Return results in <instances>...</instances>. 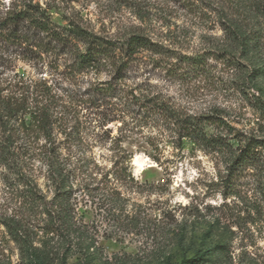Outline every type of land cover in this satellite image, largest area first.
<instances>
[{"label": "rangeland", "instance_id": "1", "mask_svg": "<svg viewBox=\"0 0 264 264\" xmlns=\"http://www.w3.org/2000/svg\"><path fill=\"white\" fill-rule=\"evenodd\" d=\"M22 3L58 27L118 41L141 33L168 50L140 49L118 72L0 35V80L44 83L53 121L20 171L0 166V264H264V9L0 0V17ZM236 27L253 36L249 48L232 43ZM183 116L205 140L182 135Z\"/></svg>", "mask_w": 264, "mask_h": 264}, {"label": "trees", "instance_id": "2", "mask_svg": "<svg viewBox=\"0 0 264 264\" xmlns=\"http://www.w3.org/2000/svg\"><path fill=\"white\" fill-rule=\"evenodd\" d=\"M246 5L248 9L263 11L264 0H246ZM228 34L231 35L232 43L242 48L248 47L253 41L250 33L238 27L228 30ZM0 35L17 49L27 46L56 54L68 53L79 68L108 63L118 72L128 67L140 49L152 53L168 50L141 33H131L118 41L75 23L58 27L53 25L44 8L31 3H22L21 8L7 9L1 15ZM184 58L192 59L191 56ZM49 99L50 93L44 83H33L22 76L0 80V166L3 169L14 173L20 171L24 164L20 155L31 150V143L40 139L50 142L53 121ZM167 111L173 114L169 108ZM176 121L183 136L206 139L203 125L197 118L183 116L177 117ZM50 165L54 184L63 183L57 165Z\"/></svg>", "mask_w": 264, "mask_h": 264}]
</instances>
